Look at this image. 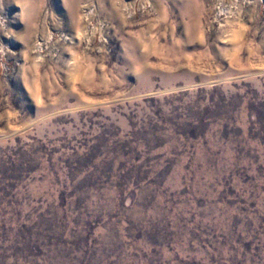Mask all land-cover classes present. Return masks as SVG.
<instances>
[{
  "label": "rangeland",
  "instance_id": "obj_1",
  "mask_svg": "<svg viewBox=\"0 0 264 264\" xmlns=\"http://www.w3.org/2000/svg\"><path fill=\"white\" fill-rule=\"evenodd\" d=\"M0 264H264V0H0Z\"/></svg>",
  "mask_w": 264,
  "mask_h": 264
}]
</instances>
